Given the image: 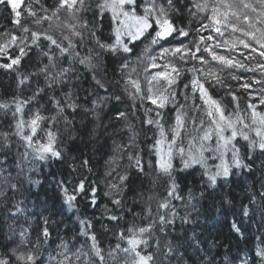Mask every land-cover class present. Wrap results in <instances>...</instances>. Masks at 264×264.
Returning a JSON list of instances; mask_svg holds the SVG:
<instances>
[{
  "label": "snow or ice",
  "instance_id": "obj_1",
  "mask_svg": "<svg viewBox=\"0 0 264 264\" xmlns=\"http://www.w3.org/2000/svg\"><path fill=\"white\" fill-rule=\"evenodd\" d=\"M0 5L10 7L13 26L21 33H0L7 37L0 43V57L4 58L0 70L14 76L18 90L0 100V112L11 117L8 130L0 131V264H156V253L146 251L153 244L157 251L163 249L167 259L179 254L178 241L161 245L154 238L156 226L167 235L176 218L185 225L196 224L193 213L198 214V205L202 207L210 199L219 214L217 223L231 234L243 238L245 223L257 214L264 226V192L259 201L249 197V203L237 209L234 198L224 190L230 178L241 173L252 176L260 172L264 177V110H258V106L264 107V88L259 97H253L259 104L249 101L243 110L235 93H226L236 102L231 111L211 92L217 85L224 86L220 75L224 69L255 71L231 53L238 52L247 60L243 49L264 58V0H55L52 4L47 0H0ZM245 10L257 15L252 17ZM62 14L67 21H62ZM197 16L199 27L193 30L190 18ZM29 18L37 26L35 30L29 26ZM53 21L60 22L57 28L62 23L70 35L58 39L48 29L40 30L45 23L52 28ZM204 32L208 35L201 34ZM189 37V43H184ZM13 46L15 50L10 52ZM26 60L34 61L31 70L25 68ZM212 62L219 65L218 71L208 67ZM110 64L118 65L119 79L113 78L117 69L110 76ZM141 65L143 86L138 71ZM256 68L264 73V63H257ZM84 73L91 77L89 89L80 84L86 79ZM185 73L190 74L186 83ZM253 84H264V80L253 79L241 87L250 89ZM80 92L85 95L81 97ZM124 96L131 103L121 109ZM77 117L79 128L75 127ZM61 121L74 146L77 138L85 136L103 135L111 140L112 155L100 181L106 184L104 196L109 203L99 204L93 182L50 171L45 180L53 194L49 197L45 190L43 200L37 195L34 207L38 210L29 212L32 187L42 186L32 175L37 164L43 162L51 169L63 164L73 150L59 130H53ZM136 121L155 129L147 145V160ZM14 137L22 142L23 152L17 149L13 153ZM145 139H149L146 134ZM75 150L79 151L78 146ZM83 155L72 157V173L77 167L91 171L90 159ZM124 160L127 163L121 164ZM196 173L198 186L188 187L186 181ZM145 179L151 180L153 188L163 181L166 195L157 200L155 216L151 203L145 204L149 223L137 225L138 214L128 205V193L135 192L133 204L143 201ZM135 180L140 181L139 189L133 187ZM260 187L264 189V181ZM22 192L27 195L17 200ZM81 197L88 199L89 207L99 209V216L95 211L91 217L81 215ZM155 198L149 195L147 200ZM174 200L182 202L183 215ZM65 212L75 215L71 228L67 220L56 219ZM125 213L132 214L133 222H126L115 233L117 243L105 251L97 223L103 232H109V224L115 222L118 227ZM22 217L26 226L20 224ZM62 225L64 236L60 235ZM68 231L72 235L65 238ZM258 239L251 264H264V231ZM187 244L211 264L214 257L210 259L201 247L195 229ZM241 264H249V258Z\"/></svg>",
  "mask_w": 264,
  "mask_h": 264
},
{
  "label": "trees",
  "instance_id": "obj_2",
  "mask_svg": "<svg viewBox=\"0 0 264 264\" xmlns=\"http://www.w3.org/2000/svg\"><path fill=\"white\" fill-rule=\"evenodd\" d=\"M55 0H47V4L54 3ZM27 3V0H25ZM21 10L23 9L24 5H21ZM38 7V6H35ZM14 13L11 12L10 7H5L4 5H0V33L4 32H12L16 35H21V33L14 28L12 20H13ZM191 19V28L194 30L195 28L199 27L200 17L197 16L196 18ZM206 22V21H205ZM185 25L188 24V20H185ZM203 35H208L207 32L201 33ZM197 34L195 31L192 33V37H195ZM215 35V34H213ZM56 38H60L59 35H54ZM189 37L184 40V43L188 44L189 41L192 39ZM0 39L5 41L7 39L6 36L0 35ZM219 39V37H217ZM67 43V41H65ZM214 43V41L209 42ZM140 48L143 47V44L139 46ZM203 47V45L201 46ZM139 51V48L137 49ZM220 54L227 55L228 53L223 49H217ZM246 56H248L247 60H244L242 56L239 55L238 52H233L231 55L235 56L236 59L242 60L244 63L248 64L250 67L254 68L255 71L246 72L242 69H224L220 72L221 78L223 80L224 86L217 85L215 88L211 89L212 94L217 99H222V102L228 107L229 111H231L234 107L236 102L232 100L230 95H226V93L232 92L239 98L238 103L240 105V109H246L247 103L249 101L253 103H257L258 99H253V97H259L261 95V89L264 88V84H253V87L250 89H244L241 87L242 84L245 83H252L253 79L256 80H264V73L261 72L259 68H256L257 63H264V58H261L258 53H249L248 50H243ZM207 56L206 53H201ZM133 63L135 64V57L132 58ZM210 60V57H208ZM34 61H25V68L31 70V64ZM214 64V65H213ZM191 64L186 65L185 67H190ZM142 65L138 67V71L140 72V79L142 86L144 85V73L142 71ZM208 67H212L214 71L219 70V65L215 62H212L208 65ZM112 69H117L115 75L113 76L114 79H119V71L117 64H110L109 65V74L110 76L113 75ZM80 71L83 73L84 69L81 67ZM86 79L80 81L82 88L89 89L92 86L91 77L84 73ZM236 76L237 79H233L232 77ZM190 79V74L185 73L183 82H187ZM182 87V86H181ZM18 90L16 88L15 79L12 74H5L2 70H0V100H7L16 93ZM30 94L29 92H25L24 95ZM81 97L85 95L84 92L79 93ZM103 94V92H101ZM124 102L121 103L119 106L123 109L126 105L130 104L125 96L123 97ZM181 102H183L181 98ZM115 103V102H113ZM138 103V102H137ZM190 103V101H189ZM199 103V101H197ZM111 105H109L110 107ZM150 106V105H145ZM258 110H264V107H259ZM107 111V109H106ZM143 109H140L141 118L142 117ZM166 114L171 116V113L166 109ZM71 118V117H69ZM91 119V118H89ZM11 120L10 115L5 117L2 112H0V131H7L8 124ZM171 121L169 120V123ZM107 123V120H105ZM79 117L76 118L75 127L79 128ZM136 126L138 129H141V134L139 136V142L141 147L145 148L144 159H149L147 155V145L151 143V137L155 131L154 128L149 130V126L141 125L139 121H136ZM92 125L89 124V128ZM59 130L61 133L62 139L67 141L69 148L73 150L68 155L66 161L63 164H56L53 168L49 169L43 162H39L37 164V171L33 173V179H38L42 181V186H34L32 187V196L28 201L27 207L29 212L37 211L34 207L36 204V196L39 195L40 199H44L45 190L47 191L49 197L53 194V189L49 185V181L45 180V177L48 176L50 171H55L58 173H62L65 177H69L70 179H86V181H90L94 183V186L98 187V196H99V204L102 206L103 204L109 203L108 198L104 196V192L107 191V187L105 183L100 182L104 175L105 167L107 166V161L109 157L112 155L111 152V140L103 135H99L98 137H87L85 136L83 139L77 138L75 141V146L73 142L68 139V135L65 132V125L63 121H61L56 128L53 129ZM100 132L103 130L100 129ZM145 134L149 139H145ZM75 136V133L73 134ZM127 140V137H124ZM15 146L13 147V153L17 152V149L20 152L24 151L22 146V142L13 138ZM98 141V142H97ZM243 143V142H242ZM78 146L79 151L75 150V147ZM81 152L84 154L83 158L90 159L91 171L88 168H79L77 167V171L75 173L71 172V166L73 164L72 157L75 156L78 159L81 157ZM9 166L12 163L11 158H9ZM127 163L126 160L121 161V164ZM259 161H257V165ZM13 175H15V169H12ZM187 175V174H185ZM111 179V177H109ZM200 177L199 174L196 173L194 176L189 177L186 181L188 187H195L198 186V181ZM231 183L226 186L224 189L225 191L230 193V196L234 198V203L236 208L238 209L241 204H248L249 197H255L257 201L260 200V193L264 192V189L260 187L262 181H264V177L261 176L260 172H256L255 175L248 176L244 173H241L239 176H233L230 178ZM25 187H29L25 185ZM134 189L140 188V181L135 180ZM183 187V185H182ZM27 193L22 192L18 194L16 199L20 200L23 199ZM149 195H153L156 198L152 201H148L147 198ZM166 195L164 190L163 181L160 182L158 187L153 188L150 179H145L144 182V200L139 201L133 204V199L135 198V192L128 193V205L132 208L133 212L138 214L135 217V224L137 225H145L149 223V218L146 216V213L143 211L146 203H151L153 216L156 214V202L158 199H162L163 196ZM186 195V193H185ZM173 204L177 206V210L180 212L181 215L184 214V209L181 207V201H172ZM219 202L217 201V206ZM111 206V205H109ZM79 207L81 210L82 216L91 217L93 212L99 216L100 211L99 209H92L88 206V199L86 197H81L79 200ZM200 212L193 213V216L197 218L198 223L196 224H182L179 218H176L174 225L169 226L167 228V235L165 233H161L159 231V225L156 226L154 229V238H159L161 241V245L165 244L167 240H174L178 241L179 246V254L176 256L171 257L170 259L165 258L162 255V250L157 251L155 245L153 244L152 247L148 248L146 251L156 253L157 262L156 264H208L206 260H204L203 255L200 253L194 252V250L188 247L187 239L188 237L192 236V229H195L196 234L200 237L201 240V247L208 253V257L211 259V264H241V260H243L246 256L249 258V264H251V258L254 256V250L256 246L259 244L258 237L261 235V232L264 231V226L260 225L259 215L257 214L253 221H248L245 223V231L244 237L240 238L231 234L229 229L226 226H222L221 224L217 223L219 220V214L216 211V208L212 206L211 199L203 204V206H199ZM2 211V210H0ZM67 217H72V219L68 220ZM34 219V218H33ZM57 220L65 219L67 220V224L69 228L72 227L73 221L75 220V215L72 212H65L64 216H57ZM11 222V221H10ZM104 223L108 224L107 220L103 221ZM127 224H131L133 222V216L131 213H125V219L119 222V226H115V222L109 224V228L111 231L103 232L100 229L99 223L96 225V230L98 232V236L101 240L102 246L104 247L105 251L108 250L109 246H115L117 243V237L115 233H117L120 229L124 228ZM20 224L26 226L23 217L20 220ZM62 230L60 232L61 236L65 235V231L63 229V225L61 226ZM72 235L70 231L67 232L68 238ZM83 240V238H81ZM58 242V241H57ZM151 243V241H150ZM215 244L216 246L213 247L212 245ZM239 257V258H237ZM227 258V259H226ZM46 259V256H45ZM110 264V262H109Z\"/></svg>",
  "mask_w": 264,
  "mask_h": 264
},
{
  "label": "rangeland",
  "instance_id": "obj_3",
  "mask_svg": "<svg viewBox=\"0 0 264 264\" xmlns=\"http://www.w3.org/2000/svg\"><path fill=\"white\" fill-rule=\"evenodd\" d=\"M252 2L253 3H255V0H252ZM22 7V6H21ZM250 16H252V17H255L256 15H257V13H252L250 10H245ZM24 16H27V13L25 12L24 13ZM30 20H31V18H29V26L30 27H32L34 30L36 29V27L37 26H35V25H32L31 23H30ZM68 20V17L66 16V15H63L62 14V21H67ZM57 23H60V22H58V21H53V27L52 28H49L48 27V24L47 23H45V24H43V25H41L40 26V30H43V29H48V31H49V33L50 34H53V35H59V36H61V35H70V32L68 31V29H66V28H63V24L61 23V27L60 28H57L55 25L57 24ZM236 35H239L238 33L236 34ZM228 37V34H226V37L225 38H227ZM6 40V39H5ZM4 41H2L1 39H0V43H3ZM15 49H14V46L13 47H10L9 48V51L10 52H12V51H14ZM3 60H4V58L3 57H0V62H3ZM214 65V64H213ZM125 98L127 99V101L129 102V103H131V101L127 98V96H125ZM106 168H107V166L105 167V170H106ZM105 170H104V172H105Z\"/></svg>",
  "mask_w": 264,
  "mask_h": 264
}]
</instances>
